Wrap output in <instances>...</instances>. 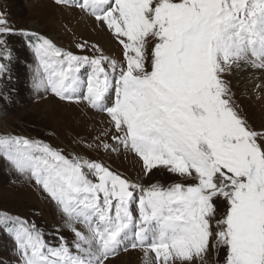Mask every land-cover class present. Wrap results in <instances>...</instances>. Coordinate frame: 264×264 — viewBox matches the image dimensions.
Masks as SVG:
<instances>
[{
	"label": "snow or ice",
	"instance_id": "1",
	"mask_svg": "<svg viewBox=\"0 0 264 264\" xmlns=\"http://www.w3.org/2000/svg\"><path fill=\"white\" fill-rule=\"evenodd\" d=\"M53 3L105 27L122 59L21 31L37 62L33 89L106 115L109 126L85 146L130 152L140 172L133 179L43 140L0 134V159L72 234L53 246L34 222L0 214L16 264H110L129 244L143 264H208L221 249L223 264H264V125L242 114L228 79L264 72V0ZM15 32L0 12V58L11 59L5 38ZM157 172L173 182H152Z\"/></svg>",
	"mask_w": 264,
	"mask_h": 264
},
{
	"label": "rangeland",
	"instance_id": "2",
	"mask_svg": "<svg viewBox=\"0 0 264 264\" xmlns=\"http://www.w3.org/2000/svg\"><path fill=\"white\" fill-rule=\"evenodd\" d=\"M76 2L77 0H70L72 4ZM0 12L6 15L9 25L16 30L15 34L5 38L11 59L0 58V63L5 64L7 68L3 74H0V134L40 139L54 148L64 149L65 154L73 152L92 160L102 161L112 170L135 179L140 172V164L132 153L121 150L119 154H106L102 150L89 151L85 146L86 143L92 142L103 128L109 126L106 115L92 111L84 103L78 106L68 104L59 101L50 93L42 90L37 92L33 89L32 75L37 62L31 51L29 39L21 34V31L36 32L51 39L66 51L78 55H92L90 51L81 53L76 47L78 43L86 41L89 46L95 44L103 49L105 55L119 61L122 59L121 48L107 29L82 14L79 8L57 6L53 0H0ZM81 18L85 21L84 25L79 20ZM89 19L91 21L88 22ZM98 40L111 42L107 47ZM86 74L82 70V76ZM228 79L231 80L232 90L236 94L235 99L242 114L253 126L260 128L264 125L262 93L255 95L260 92L249 91L246 94L237 91L233 87V78L228 77ZM86 110L102 118L98 117L94 119L95 122L92 121L89 125L87 122L84 125L82 121L91 119L89 114L87 116ZM91 126H95L96 130ZM77 141L82 142L77 143ZM107 142L112 143L110 139ZM173 180L174 178L166 172H157L152 177V182H159L164 186H168ZM220 211H224L223 206L220 207ZM0 214L17 216L34 222L44 233L45 240L53 246L59 243V236H64L69 241L72 239L71 232L64 228L63 221L54 206L36 190L33 184L12 170L3 159H0ZM128 253L135 255L132 254L125 264H143L142 252L139 249H132L130 244L127 251L122 248L111 260ZM224 255L221 249L218 254L208 257V264H223ZM0 261L4 264H16L13 241L2 229H0Z\"/></svg>",
	"mask_w": 264,
	"mask_h": 264
},
{
	"label": "bare ground",
	"instance_id": "3",
	"mask_svg": "<svg viewBox=\"0 0 264 264\" xmlns=\"http://www.w3.org/2000/svg\"><path fill=\"white\" fill-rule=\"evenodd\" d=\"M50 5V4H49ZM46 6V5H45ZM52 8H54L53 6H51ZM50 7V8H51ZM56 9V8H55ZM79 13V12H78ZM83 14V13H82ZM83 17V16H82ZM84 19L87 18V17H83ZM83 18L79 19L81 24L84 25L85 24V21L83 20ZM88 19V18H87ZM86 19V20H87ZM91 21L90 19L88 20V22ZM81 28V27H80ZM79 28V29H80ZM56 42V41H55ZM98 42H100L102 45L104 46H109L110 45V42H104L102 40H98ZM231 78H233V87H235V90L237 91H240V92H249L250 93H256L257 91H259L260 93H257L255 95H260L261 93V98L263 99L264 98V72H261L259 70L257 71H241V72H238L236 73V75L234 76H231ZM261 85L260 88H256L255 85ZM251 96V94H250ZM260 98V99H261ZM253 99V98H251ZM53 101V100H52ZM251 101V100H250ZM249 101V102H250ZM55 102V101H54ZM255 103V102H254ZM258 104V103H257ZM258 106V105H257ZM260 106V105H259ZM255 107V106H253ZM262 110V109H261ZM260 110V111H261ZM87 116L89 114L90 118L91 119H86L84 121H82V124L86 125V123L88 122V125L90 122L94 121V119H97V115L90 112V111H87ZM262 114V113H261ZM100 118V117H99ZM102 118V117H101ZM100 118V119H101ZM99 119V120H100ZM93 124V123H92ZM96 125V124H95ZM93 130H96V127L94 126H91ZM99 129V128H98ZM133 256L135 255L134 253H131V254H127V255H124L123 257H118V258H114L112 260H110V264H125L127 263L126 260L129 259L130 256ZM141 256V255H140ZM133 259V258H132ZM130 260V259H129ZM136 260V259H135Z\"/></svg>",
	"mask_w": 264,
	"mask_h": 264
}]
</instances>
